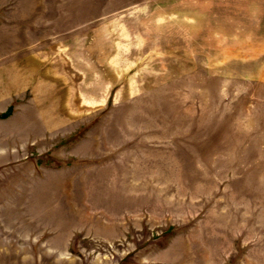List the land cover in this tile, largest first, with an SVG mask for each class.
I'll use <instances>...</instances> for the list:
<instances>
[{
	"label": "rangeland",
	"instance_id": "obj_1",
	"mask_svg": "<svg viewBox=\"0 0 264 264\" xmlns=\"http://www.w3.org/2000/svg\"><path fill=\"white\" fill-rule=\"evenodd\" d=\"M0 264H264V0H0Z\"/></svg>",
	"mask_w": 264,
	"mask_h": 264
}]
</instances>
